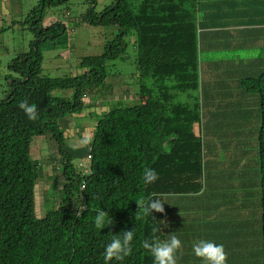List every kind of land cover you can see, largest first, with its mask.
Here are the masks:
<instances>
[{
    "label": "trees",
    "instance_id": "trees-1",
    "mask_svg": "<svg viewBox=\"0 0 264 264\" xmlns=\"http://www.w3.org/2000/svg\"><path fill=\"white\" fill-rule=\"evenodd\" d=\"M65 1L41 0L28 8L25 20L16 22L29 25L36 41L30 51L12 60L0 96V264H104L103 254L112 235L135 229L133 252L124 264H154L141 242L165 241L173 231L182 230V225L171 222L173 199L196 197L205 189L210 145L215 144L216 149L226 129L227 100L225 93L216 94V88L219 91L222 86L233 88L227 98L238 91L246 94L243 108L258 121L254 138L259 186L251 193L258 190L259 215L250 233L244 231L249 229L247 220L229 231L217 230L222 226L212 222L213 216L206 217V223L216 230L182 240L188 251L183 249L185 255L178 264H201L192 251L199 239L222 244L228 264H264V71L258 77H245L248 70L242 72L240 65L215 68L216 54L208 62L200 59L206 42L212 39L209 46L216 45L221 32L229 47L227 40L234 39L229 34L232 24L241 23L238 26L246 29L258 25L251 21L259 16L254 13L258 10L254 0H114L100 12L96 11L97 0H87L92 3L84 24L117 27V36L105 44L100 55L83 59L81 66L88 68L84 74L53 78L42 75L40 44L49 41L58 46L56 39L66 29L60 22L43 24L47 8ZM228 17L236 20L221 23ZM130 47L137 72L129 89L139 97L138 104L122 107L116 101L95 121L93 115L98 113L88 112L94 108L90 99L112 94L115 85L108 83L112 77L108 67L123 59ZM230 66L234 69L227 70ZM22 100L37 105L38 120L27 118L19 108ZM86 116L90 121L85 122ZM78 117L80 122H75ZM39 136L51 137L56 143L57 159L51 167L55 180L62 176L60 194L45 193L49 198L43 204V215L39 213V190L47 167L31 156L33 139ZM76 140L81 148H76ZM89 154L87 174L76 163ZM145 168L158 173L159 179L152 185L143 183ZM153 194L169 203L164 205L165 212H154V217L142 214L136 220L140 212L137 202ZM80 206L84 211L78 218ZM100 210L113 221L106 229L94 226ZM221 214L225 213L221 210ZM221 219L227 220L225 216ZM153 227L159 231L153 233ZM241 234L247 243L255 240L258 247H236L239 255L233 245Z\"/></svg>",
    "mask_w": 264,
    "mask_h": 264
},
{
    "label": "rangeland",
    "instance_id": "rangeland-1",
    "mask_svg": "<svg viewBox=\"0 0 264 264\" xmlns=\"http://www.w3.org/2000/svg\"><path fill=\"white\" fill-rule=\"evenodd\" d=\"M40 1L41 0H0V96L3 89L2 86H6L5 79L6 76L10 74L8 67L12 63V60L19 54L30 51L31 43L36 41L35 34H33L29 25L16 22L25 20V16L29 11L28 8L33 9L40 3ZM113 1L114 0H97L96 11H102ZM91 3L92 1L87 2V0H68L61 3L60 5L53 6V8H47V17L44 20L43 26L47 27L53 23L56 24L57 22H60L63 24V26H65L66 33L64 34L63 32V35L56 39L58 40L57 42H60L58 46L53 45L49 41H44L40 44L41 53L43 54L42 75L53 78L62 77L64 75H82L86 70H88V68L81 66L83 59L89 56L100 55L103 51V48L105 47V44L115 40L118 33L117 27H98L84 24V15L91 7ZM253 5H255L254 2ZM5 11L10 12V15H4ZM232 20H236V17L221 19V23L227 25ZM237 27L239 26L234 23L231 26V29H237ZM254 27H256V25ZM206 44L207 46L204 47L203 51L200 53V59L202 63L208 62L211 59L210 55L216 54V64L214 67L217 69H221L223 66L227 65V63L242 66V61L239 60L238 55H244L245 59H250L254 55L252 59L258 60L259 51L255 50V47H240L236 43V40H234V47H232L230 44L228 47V44L225 42L222 43V32L221 36L218 37L216 45L213 44V46H209L212 44V39H209ZM135 59L136 56H134L132 47H130L125 53L123 59H118L117 61L110 63L108 71L112 77L108 79V83L115 85L113 88L115 90L112 92V94L104 96L101 99H97L96 97L90 99L94 104V108H91V110L88 112L93 113V111H96L98 113L93 115V120H98L101 115L100 113L108 111V109L113 106V104H116V101L120 102L122 107L134 106L138 104L139 97L134 92L133 88L129 89V86H133L136 80L134 77L135 73L137 72ZM263 71L264 70H262V72ZM262 72L259 71L255 74L246 73L245 77H258V75ZM232 89L233 88L231 87V90ZM239 93L243 94V92ZM216 94H221V89ZM242 98H244L242 95L239 97L234 95L231 100L237 101V106L243 108V105L246 103V101ZM250 108L254 109V107ZM211 110L213 111V109ZM239 117V121L245 125L252 122V118H250L248 115ZM88 118L89 117L85 119V122L86 120H89ZM233 120L235 123L237 122L235 118ZM75 122H80L79 117L75 119ZM79 127H82L80 123ZM252 141L253 137L248 136L244 139H240L239 144H241L247 152L255 155L254 144ZM56 153V143L51 140L50 137L40 136L33 139L31 145V156L34 160H37L41 166L47 167V170L44 173V178L41 180L42 182L40 184L41 187L39 190V213L41 215L44 214L43 204L45 203L46 199L49 198L48 196L51 193H54L55 197L57 194H60L58 185L62 180V176L59 174L55 180V173L51 167V162H54L57 159ZM80 163L83 162H79L78 165H80ZM45 193H47L48 196ZM249 200H251V198H249ZM256 201L257 199L253 197L251 202L256 203ZM255 208L258 209V207H253L252 211H254ZM183 213L184 210L181 209L179 220L176 222L173 219L176 214L173 213L171 215V222L175 224V226L177 224L184 226ZM250 219H252L253 222L256 221V217H253V215L250 217ZM254 232L256 236L257 230H254ZM248 240L250 243H247V240H241L237 241L235 244L241 243L244 247L246 245L250 246V244H253L252 246L258 247L257 243H255V240ZM184 248L185 246H182L178 252L180 254L179 259L182 255H185L186 251H188L186 248ZM183 249L185 252H183ZM236 251L239 255H241L237 248ZM189 253L190 257L192 258V252L189 251Z\"/></svg>",
    "mask_w": 264,
    "mask_h": 264
},
{
    "label": "crops",
    "instance_id": "crops-1",
    "mask_svg": "<svg viewBox=\"0 0 264 264\" xmlns=\"http://www.w3.org/2000/svg\"><path fill=\"white\" fill-rule=\"evenodd\" d=\"M254 4L256 8H258L254 13L259 14V16L258 20L251 19V21H255L254 23L258 25L247 29L246 27H237V29H233L234 31L230 30L229 34L232 37L234 36V39L229 38L227 40L232 47H234V40H236V43L240 47L246 48L251 46L259 51L258 60L252 59L254 55L250 59H240L244 61L239 68H242V72L248 70V74H255L264 70V0H254ZM4 15H10V12L5 11ZM240 24L241 23H238L236 25L238 26ZM224 38L227 37H222V41L226 42ZM230 68L234 69L230 66L227 67V70H231ZM220 89L222 95L225 93L223 98L227 100L225 101L227 104L225 113L228 117L225 116L226 129L222 135V141L216 149H214L215 144H211L210 151L207 154L205 163V189L196 197H178L173 199V204L175 205V207H173V213L176 214L173 219L175 222L179 220L181 209L184 210V226H181L182 230L173 231V233H177L181 240L192 239L196 234L213 229L212 223H208L210 225L206 223V221H208L206 217L210 216H213V220L211 219L212 222L222 226L216 227L217 230L225 228V230L230 231L232 230V226L238 223L242 226L243 221L247 220L249 222V229H245L244 231L250 233L255 225V222L253 225V221L250 217L252 215L253 217L259 215V213H257V208L252 211V208L258 207L259 204L258 190L257 192L251 193L254 188L259 186L260 166L257 157L256 138H254L257 134L256 129L259 126L258 121L256 122L255 116L248 115L244 108L237 106V101H233L226 97L232 94L230 86H222ZM218 92L216 88V93ZM234 95L236 97L241 95L243 97L247 96L246 94L244 95V93H239V91L235 92ZM229 105L230 107H228ZM243 115H248L252 118L254 126L251 123L249 124L250 126L248 124L245 125L238 119H236L237 122L235 123L232 119L234 116L240 119L239 116ZM248 136L253 137L252 143L254 144L255 155L247 152L246 149L239 144L240 139H244ZM76 143V148L82 147L79 140H76ZM71 147L75 148L72 144ZM253 197L257 199L256 203L251 202ZM249 198H251V200H249ZM221 210L225 214H221ZM223 216L227 218L226 222H223V219H221ZM241 240H244L243 234H241L240 241ZM236 247H243V244L237 243L233 245V248L236 249ZM231 256H235V253H232ZM188 257H190V253Z\"/></svg>",
    "mask_w": 264,
    "mask_h": 264
},
{
    "label": "clouds",
    "instance_id": "clouds-1",
    "mask_svg": "<svg viewBox=\"0 0 264 264\" xmlns=\"http://www.w3.org/2000/svg\"><path fill=\"white\" fill-rule=\"evenodd\" d=\"M19 108L25 113L30 121H36L39 119V110L36 104H30L27 100H22L19 102ZM90 159L91 155L89 154L86 160H78L76 163L78 165L79 162H83L78 166L83 169H88L87 174L90 173V165L87 162ZM158 179V173L154 169L145 168L143 170L142 180L144 184L152 185ZM137 203L140 207V212L136 216V220L140 219L142 214H149L153 216L154 212L164 213V205L167 202H165L164 197L153 194L147 200H142ZM83 211V206H80V211L77 213L78 218ZM112 223L113 221L111 217L104 210L98 211L94 217V226L96 229H106ZM152 231L153 233H156L159 231V228L153 227ZM135 237L136 229L125 230L119 235H112L111 241L106 245L103 254L104 264H113V262H116V264H124L126 259L132 255ZM168 237L169 238L165 241H160L158 238H154L151 241L145 239L141 242L142 247L147 249L152 256L154 264H178L177 253L182 248L183 242L177 233L168 235ZM192 251L201 264H228V256L224 246L213 240H196L192 244Z\"/></svg>",
    "mask_w": 264,
    "mask_h": 264
},
{
    "label": "built area",
    "instance_id": "built-area-1",
    "mask_svg": "<svg viewBox=\"0 0 264 264\" xmlns=\"http://www.w3.org/2000/svg\"><path fill=\"white\" fill-rule=\"evenodd\" d=\"M88 171V169H86Z\"/></svg>",
    "mask_w": 264,
    "mask_h": 264
}]
</instances>
